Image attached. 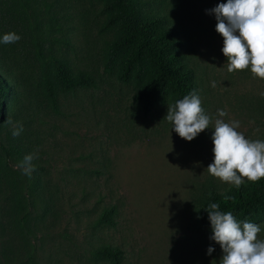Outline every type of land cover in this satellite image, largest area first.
Masks as SVG:
<instances>
[{
    "label": "rangeland",
    "instance_id": "obj_1",
    "mask_svg": "<svg viewBox=\"0 0 264 264\" xmlns=\"http://www.w3.org/2000/svg\"><path fill=\"white\" fill-rule=\"evenodd\" d=\"M225 2L166 0L164 10L182 38L185 60L213 124L223 109L225 122L238 120V131L247 138L264 140V79L254 78L250 69L229 73L223 37L215 31L210 10ZM31 12L27 26L37 27L53 52L65 53L95 80L94 87L67 94L62 113L47 111V120L36 123L34 105L18 82L30 87L27 78L37 72L23 68V75L16 73V115L32 119L21 123L23 133L33 138L27 130L36 131L41 137L34 160L46 169L44 181L57 196L56 216H48L36 233V264H108L89 253L90 244L104 242L121 249L120 264H219L222 250L210 239L211 227L198 223L192 209L193 198L205 187L229 185L207 171L213 124L186 141L164 119L165 106L146 116L137 111L130 100L132 84L119 82L102 67L97 0H34ZM18 35L17 45L29 43L27 32ZM110 206L114 225L95 224ZM257 224L264 239V220ZM210 246L214 251L207 255Z\"/></svg>",
    "mask_w": 264,
    "mask_h": 264
},
{
    "label": "trees",
    "instance_id": "obj_2",
    "mask_svg": "<svg viewBox=\"0 0 264 264\" xmlns=\"http://www.w3.org/2000/svg\"><path fill=\"white\" fill-rule=\"evenodd\" d=\"M97 1L102 15L99 33L104 41L102 67L119 82L132 84L130 100L142 116L158 106L168 108L194 90L197 93L182 38L164 10L166 0ZM33 3L0 0V38L8 32H27L29 40L20 45L0 43V264H36V233L45 228L48 216H56L53 201L57 196L44 181L46 169L33 160L35 171L27 176L17 167L26 154L35 153L41 137L31 130L27 131L33 138L23 131L13 137L12 129L5 128L9 117L19 123L32 120L17 118L16 73L37 72L27 78L30 87L25 80L24 84L18 82L29 96L28 103L34 105L36 123L47 120V111L62 113L61 100L67 94L95 86L87 70L73 64L65 53L53 52L50 39L40 38L37 27L27 26ZM23 68L27 70L22 72ZM17 69L21 72H15ZM213 202L238 220L257 224L264 220V178L255 183L246 179L239 188L231 184L222 189L211 184L205 187L192 200L198 223L211 227L205 209ZM113 213V206L103 209L94 223L113 226ZM89 247L93 259L120 264L119 247L106 242Z\"/></svg>",
    "mask_w": 264,
    "mask_h": 264
},
{
    "label": "clouds",
    "instance_id": "obj_3",
    "mask_svg": "<svg viewBox=\"0 0 264 264\" xmlns=\"http://www.w3.org/2000/svg\"><path fill=\"white\" fill-rule=\"evenodd\" d=\"M210 11L215 15V31L223 37L221 51L226 58L227 71L250 69L254 78L264 79V0H226ZM20 39L15 32H8L0 38V43L10 44ZM211 86L216 87V82L213 81ZM260 96L264 97V92ZM226 115V111L218 109L213 124L194 90L168 105L164 119L186 141H191L213 124V160L207 166L208 173L236 188L245 182V178L252 183L258 182L264 178V140L247 138L238 131L240 121L225 122L223 117ZM5 122L13 125V137L23 131V125L13 122L10 117ZM36 158V153L26 154L17 167L23 174L31 176L35 171L32 161ZM205 210L211 225L210 239L222 250L219 264H264V239L259 238V224L238 220L231 211H221L219 203H210ZM213 251L210 246L206 254L211 255Z\"/></svg>",
    "mask_w": 264,
    "mask_h": 264
}]
</instances>
